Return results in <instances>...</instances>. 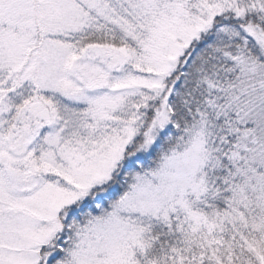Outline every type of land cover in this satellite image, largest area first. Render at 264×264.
<instances>
[{
	"label": "snow or ice",
	"instance_id": "1",
	"mask_svg": "<svg viewBox=\"0 0 264 264\" xmlns=\"http://www.w3.org/2000/svg\"><path fill=\"white\" fill-rule=\"evenodd\" d=\"M0 264H264V0H0Z\"/></svg>",
	"mask_w": 264,
	"mask_h": 264
}]
</instances>
